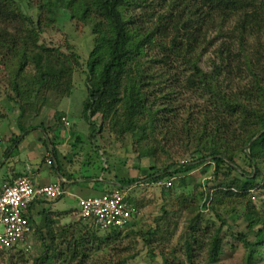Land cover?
<instances>
[{"label":"trees","instance_id":"obj_1","mask_svg":"<svg viewBox=\"0 0 264 264\" xmlns=\"http://www.w3.org/2000/svg\"><path fill=\"white\" fill-rule=\"evenodd\" d=\"M26 1L32 15L21 0H0V70L19 117L42 90L54 98L71 92L78 56L41 41L63 10L79 32L88 29L92 36L82 105L90 142L104 128L121 139L130 136L141 150L137 158L151 164L143 181H173L169 189L161 186L162 196H170L180 179L186 186L200 179L202 167L210 171L211 191L195 181L196 195L177 197L188 213L178 250L158 249L172 236L165 208L146 233L133 232L130 222L128 234L149 251L152 264L158 257L160 264H224L226 250L236 244L245 251L244 264H261L264 213L253 201L264 191V0ZM61 117L54 116L58 123ZM115 182L120 189L136 183ZM46 202L52 201L36 204ZM127 202L134 219L138 201ZM66 215L52 217L41 208L38 221L30 217L40 243L30 264H87L102 251L127 250L119 249L123 229L101 235L81 219L59 226ZM239 220L240 229L232 230ZM12 252L0 250V258ZM18 260L29 263L23 255Z\"/></svg>","mask_w":264,"mask_h":264},{"label":"rangeland","instance_id":"obj_2","mask_svg":"<svg viewBox=\"0 0 264 264\" xmlns=\"http://www.w3.org/2000/svg\"><path fill=\"white\" fill-rule=\"evenodd\" d=\"M23 2V9L25 12L32 15L34 11L26 7V0ZM41 41L46 46H54L60 48L63 52L75 53L81 64L76 68L72 77V88L68 96L61 98H54V95L48 93L44 94L42 90L37 99L28 105L24 111V114L19 117V107L13 102L7 99V91L5 84V76L0 70V123L2 120L7 122H14L26 119H44L55 121V114L57 111L68 112L70 116V122L74 123L75 134L81 139V144L75 145V149L71 146H66L68 139H59L54 141L50 139L54 145L53 154L58 164V170L63 174L67 169L69 175L73 177L74 182L68 184L65 187L66 195L58 200L50 203H43L34 210L33 220L38 221L37 211L41 208H49L52 212V217H57L58 214H67L64 219L63 216H59V226L71 222H79L77 198H91L97 196L102 191V184L109 183L110 186H115L117 180L135 181L133 185L129 186L127 197H132L138 201L137 212L135 218L131 220V224L135 223L132 228L133 232L146 233L149 228L154 225V221L159 219L163 214L162 209L165 208L169 212L168 219L170 220V230L172 236L168 240L163 241V246H159V250H165V252L171 253L172 250H178L180 241V232L184 226V220L188 216L187 212H181L178 206L177 197L180 195L187 196L188 194L196 195L197 191L194 188V183L200 182L207 191H211L213 184H206L209 176V169L202 167L199 172L202 177L187 180V186L183 179L178 182V187L173 188L170 191V196H162L161 186L151 184L143 181L145 178V171L151 165L150 162L144 158H137L141 150L135 145L132 138L128 135L122 139L118 138L114 133L109 132L107 129H103L100 135L95 137V142L88 139L89 125L86 120L82 118V105L87 99V88L85 84V70L88 55L92 47V36L89 34V30L86 29L79 32L74 24L68 19L66 13L60 10L57 17V22L54 26L47 28L42 35ZM52 95V96H51ZM61 113V112H59ZM62 114V113H61ZM94 122L99 124V120L95 119ZM72 126V124H71ZM70 126V127H71ZM64 127V126H63ZM69 127V128H70ZM66 127L65 129H69ZM39 140H44L48 149L50 145L48 139H17L16 149L11 146L12 143H8V139H0V150L8 149L12 150L14 156L18 154L37 153L39 152L40 145ZM73 141V139H71ZM81 145V148L79 147ZM100 145V146H98ZM78 146V147H77ZM95 146H98V151H95ZM62 147V148H61ZM76 151L79 157L72 156V152ZM25 160V159H24ZM29 161V160H28ZM31 159L30 164H34ZM178 163L182 162V159L176 160ZM204 173V174H203ZM41 182L46 183L55 178L56 169L48 164L42 166L40 171ZM1 175V171H0ZM77 179H80L78 181ZM173 182V181H172ZM173 187V186H172ZM255 200L253 203L256 207L264 213V191L255 192ZM181 212V213H180ZM91 226L89 223H87ZM241 221L239 220L233 225L232 230L240 229ZM56 228V224L54 225ZM92 227V226H91ZM93 228V227H92ZM129 228L122 230V237L120 239L119 249L127 248L126 251H102L101 253L91 257L87 264H117L121 257L135 255V258L127 264H152L149 251L141 246L140 240L132 234H128ZM109 232V231H108ZM108 232H100L99 234H107ZM128 234V235H127ZM126 236L128 238H126ZM133 239V240H132ZM32 248L29 252L21 253L16 250L15 252L7 253L0 258V264H15L18 262V258L23 255L30 264L32 259L39 254L40 243L34 237H32ZM156 248L151 247V249ZM227 249V248H226ZM156 251V250H155ZM245 257L244 249L236 244L233 249L226 250V255L223 256L222 262L224 264H244ZM160 264L161 260L158 257L155 263ZM261 264H264V260Z\"/></svg>","mask_w":264,"mask_h":264},{"label":"built area","instance_id":"obj_3","mask_svg":"<svg viewBox=\"0 0 264 264\" xmlns=\"http://www.w3.org/2000/svg\"><path fill=\"white\" fill-rule=\"evenodd\" d=\"M60 122L70 127L66 117ZM47 164L51 165L50 159ZM171 183L164 180L157 185L169 189ZM127 192V188L114 187L91 198H77L79 218L100 232L125 229L134 214ZM65 195L61 181L36 187L25 176H19L4 184L0 189V250L29 252L34 231L29 221L31 207L37 201H55Z\"/></svg>","mask_w":264,"mask_h":264},{"label":"crops","instance_id":"obj_4","mask_svg":"<svg viewBox=\"0 0 264 264\" xmlns=\"http://www.w3.org/2000/svg\"><path fill=\"white\" fill-rule=\"evenodd\" d=\"M61 112L63 117H66L72 126L67 130L61 123L51 121L50 119L44 120L43 118L40 119H26V120H19L14 122H7L2 120L0 123V139H8V143H11V139H53L54 141L57 140L59 143V139H68L66 141V146H74L81 144L76 139H81L78 135L75 134L74 129L75 124L70 122V116L68 112L57 111ZM47 131V132H46ZM73 139V141L71 140ZM89 139V136H88ZM77 141V142H76ZM79 142V143H78ZM1 143V142H0ZM38 144L40 145L39 152L37 153H28L21 154L23 158L18 154L14 156L12 150L4 149L0 150V189L4 184L11 183L15 178L19 176H25L28 178L31 183L36 187H41L45 185H49L51 183L61 181L64 189L65 187L74 182L75 180L73 177L68 173L67 169L64 170L63 174L58 170V164L55 160L54 156V149H48V151L44 148L39 140ZM81 145L79 146L81 148ZM12 147L16 149V145L11 144ZM73 147V148H74ZM78 147V146H77ZM62 148V147H61ZM75 149V148H74ZM77 154L76 151L73 150L72 156L79 157L80 155ZM25 159V160H24ZM36 159L34 164H30V160ZM50 159L52 167L56 169L55 178L47 181L46 183L41 182L40 171L42 170V166L47 164V160ZM29 160V161H28ZM80 181V179H77ZM102 192L106 190H110L114 187H118V184L115 186H110L109 183L102 184ZM40 204H35L30 210V217H33L34 210ZM37 211L36 213H38Z\"/></svg>","mask_w":264,"mask_h":264}]
</instances>
